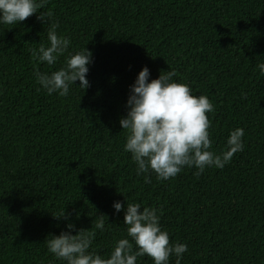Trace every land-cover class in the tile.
<instances>
[{
  "label": "trees",
  "instance_id": "16d2710c",
  "mask_svg": "<svg viewBox=\"0 0 264 264\" xmlns=\"http://www.w3.org/2000/svg\"><path fill=\"white\" fill-rule=\"evenodd\" d=\"M39 11L52 12L69 51L92 53L89 87L77 80L60 97L39 86L35 71L64 57L49 66L33 55L50 26L37 13L0 25V264H64L44 240L68 222L73 234L93 232L90 250L106 256L126 235L123 210L112 207L125 196L159 209L170 243L187 244L180 264H264V0H47ZM145 65L149 79L171 67L208 97L213 152L237 127L243 150L199 174L185 166L167 180L138 176L119 120ZM63 210L67 221L53 216ZM101 214L103 232L92 226Z\"/></svg>",
  "mask_w": 264,
  "mask_h": 264
},
{
  "label": "clouds",
  "instance_id": "9594fccd",
  "mask_svg": "<svg viewBox=\"0 0 264 264\" xmlns=\"http://www.w3.org/2000/svg\"><path fill=\"white\" fill-rule=\"evenodd\" d=\"M47 0H0V25L15 24L37 13V19L49 24L46 30L47 42L40 40L33 55L39 62L54 65L59 57L63 64L49 73L35 71L39 86L51 95L60 97L69 94L70 85L79 80L83 91L89 87L86 74L92 63V53L85 46L69 51L70 38L58 34L57 24L51 22L52 12H38ZM264 76V62L256 65ZM175 70L161 71L156 78L149 79L150 70L145 65L129 85L126 101V114L119 123L126 133L123 150L131 154L136 164V174L154 172L157 180L175 177L185 166L197 169V174L205 168H223L234 153L243 150V129L228 131L225 147L219 152L211 150L212 141L208 129V113L214 110L204 94H193L187 83L174 79ZM145 183H150L148 175ZM122 193V192H121ZM122 205L113 201L114 212L123 210V224L126 235L114 241L110 252L105 256L91 249L93 232L80 228L73 234L75 225L66 224L67 231L48 234L44 240L47 251L64 264H136L137 257L148 256L152 264H169L175 257L180 264L187 244L169 241L167 229L160 224L159 209L130 202ZM71 213L65 210L55 217L69 220ZM103 215L95 218L92 226L103 232Z\"/></svg>",
  "mask_w": 264,
  "mask_h": 264
}]
</instances>
